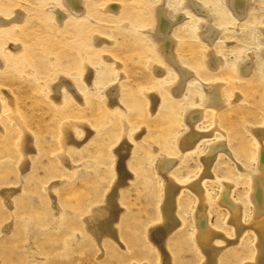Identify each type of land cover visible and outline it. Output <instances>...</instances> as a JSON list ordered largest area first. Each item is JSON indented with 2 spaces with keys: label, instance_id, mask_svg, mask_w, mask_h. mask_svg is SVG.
<instances>
[{
  "label": "rangeland",
  "instance_id": "obj_1",
  "mask_svg": "<svg viewBox=\"0 0 264 264\" xmlns=\"http://www.w3.org/2000/svg\"><path fill=\"white\" fill-rule=\"evenodd\" d=\"M50 1L0 0L1 18L9 19L17 8L24 14L18 23L0 28V264H205L194 238L198 196L189 188L197 178L209 219L225 234L232 235L234 229L225 223L226 211L217 209L215 197L227 184L229 195L242 204L244 222L237 241L219 249L216 264L253 259L257 233L247 223L252 175L261 176L258 145L264 146V136L259 142L252 132L264 131V61L259 54L264 0H250L246 19L240 21L225 0H201L213 9V22L221 29L211 48L196 32L198 18L184 0H165L173 17L177 11L185 13L174 24L175 51L197 75L188 78L178 97L166 90L173 70L158 76L151 68L161 63L148 33L157 0H84V16L76 21L68 17L58 25ZM108 3H116L117 12L105 11ZM93 33L112 38V47L93 41ZM207 49L221 58L213 73L204 62ZM104 51L121 62L120 68L103 57ZM250 59L253 75L239 74V64ZM87 62L90 79L84 80ZM57 71L68 91L62 90L60 102L49 97ZM103 72L108 83L100 81ZM212 80L221 86L226 105L213 134L235 152L242 168L220 150L210 173L201 176L198 151L213 135L201 136L190 150L178 148L176 138L187 126L184 111L192 106L201 112L197 132L212 128L214 112L205 100ZM113 83L120 98L110 105L105 88ZM76 85L83 101L75 98L81 95ZM81 124L90 129L84 140ZM123 136L126 149L119 147ZM75 137L81 143L75 145ZM26 138L33 148L25 152ZM165 156L173 161L170 174L179 185L174 198L179 223L171 232L159 227L165 179L158 165ZM115 185L118 201L107 203L101 213L122 207L117 234L103 230L94 235L85 218L97 213Z\"/></svg>",
  "mask_w": 264,
  "mask_h": 264
},
{
  "label": "bare ground",
  "instance_id": "obj_2",
  "mask_svg": "<svg viewBox=\"0 0 264 264\" xmlns=\"http://www.w3.org/2000/svg\"><path fill=\"white\" fill-rule=\"evenodd\" d=\"M225 1L229 9V12L233 15V17L236 18L237 21L246 19L245 17L247 13L249 12L250 0H225ZM183 4L188 10H190L198 18L200 29L196 32L198 33L200 39L203 38V41L206 42L207 47L211 48L213 46V41L217 38L218 34L221 32V29L218 28L213 22V19L215 18L213 9H211L209 5L205 4L201 0H184ZM50 6H51L50 9L52 12V19L54 23L57 25L61 24L63 20L67 19L68 17H75V21H76L77 18H80L83 14H85L84 0H51ZM153 8L155 9L153 11V17L150 23V28L148 30V33L154 41L155 47L161 59V63L158 65L152 64L151 68H152L153 73L158 76H162L165 70H168L170 68L171 70H173V72H171V70H169V72L173 73L174 79L172 80L170 79L171 82H169L168 85L166 86V90L170 94H173L174 97H178L180 96V94H182L183 89L186 86L188 78L190 76H195L197 78L196 72L194 70H191L189 67H187V65L184 64L180 60V58L176 55V51H175V48L177 46L176 45L177 38L174 34L175 33L174 24L175 22L178 23L179 21H181L185 13L182 11L181 12L177 11L175 16L173 17L172 14H169V7L166 6L165 0H157L156 6ZM103 9H105V11H111L115 13L117 12L118 5L116 3H108L103 7ZM22 12L23 11L17 8L13 10L12 14L10 15L11 17L9 19H4L3 17L2 18L0 17V28L8 26L14 22L18 23L16 21L21 20L23 18L22 16L24 14ZM194 15H191V17H194ZM260 26H261V31H262L261 34L263 35L262 38L264 40V25L261 24ZM91 39H93V41L97 43H100L101 41H105V42H109L110 45L112 44V41H111L112 38H108L107 36L101 35V34L93 33ZM9 46L12 48V50L15 51L16 46L14 44H10ZM103 46H107V45H103ZM259 54L263 58V61H264V45L262 49L259 51ZM252 56L254 55L252 54V52H250V57L252 58ZM103 57L113 61L114 66L117 69L120 68L121 62H117L114 56L112 57V55H110L109 53L106 54V51H104ZM252 61L253 60L250 59L248 63L244 62V63L239 64V66L237 67L239 74L249 75V76L251 74L253 75L254 69L252 67V64H253ZM204 62L206 64V67L209 68L208 70L210 72L212 71L213 73L216 71L218 67H220L219 65L221 64V58L216 56L212 52L211 49L209 50L207 49ZM0 63H1V58H0ZM89 67H91L89 63L84 65V70H85L83 73L84 80L90 79L89 71H87V69L88 70L90 69ZM77 68L75 65V69ZM61 70L62 72L60 73L68 77L66 81L70 83L71 87H73L72 85L73 82L71 81V78L65 72H63V69ZM59 71L53 74L51 81L49 83V91H51L50 92L51 95H49V97L53 100H56V102H60L63 100L62 90L67 91L65 85L61 84L62 80L60 79V75L57 76L58 74H60L58 73ZM102 74H103L102 79L100 75V81L108 83L107 79L105 78L107 74H105V72H103ZM75 87L77 90L76 92L81 94L80 96H77L78 94L76 93L77 95L75 96V98L77 97L78 101L79 100L83 101V92L81 88L77 87V85ZM206 87H207L206 97H205L206 98L205 100H207L206 105L212 110V112H214L212 113V115H214V119L211 120V122L213 123L212 128H210V130L208 131L205 130L202 132H199V131L197 132V129L201 130V126L196 125L197 121H199L200 119V117L198 116H200L201 112H200V108H195L194 106H192L188 110L185 109L184 116H185V119L187 120V126L185 127V129H183L182 134L178 138H176L178 148H180L181 150L182 149L190 150L191 148H193V146L195 145V143L201 136H204L207 139V138H210L211 135H213L207 141V143L204 141V145H200L201 148L198 151L200 154V160L202 162L201 176L202 175L205 176L210 173L209 167L213 159L215 158V156L218 155V152L220 150H225L228 156L232 157L231 160L238 167L242 168V164L236 158L235 152L231 150L229 145H228V149H229L228 150L225 143L222 142V140H219L220 137H218L217 135L214 136L213 134V132L217 130V126H218L216 125L217 116L219 112L223 110V107L226 106L223 103L224 93L221 91V86L219 85V83H216L215 80H212L211 83ZM105 91H106L105 93L106 98L109 99L110 105L114 104V102L116 101V98H120L119 89H117L114 83L108 84V86H106L105 88ZM153 98H155V96ZM81 125L83 126L84 131L86 132L85 136L84 137L82 136L83 138H81L82 140H84L88 136L90 129L87 125H83V124ZM220 132H223V131H220ZM252 132H254L256 138L260 142L261 137L264 136V131L261 132V134H259L258 133L259 131L257 130L252 131ZM77 138L75 137L74 139L75 145L78 144V142L81 143L80 139L77 140ZM123 138L119 144V147L126 149V147L124 146L126 145V138L124 139ZM24 143H25V152H26V150L32 147V143H29L28 138L25 139ZM263 147H264L263 145H260V146L258 145L259 152L257 155V167L260 169L261 176L259 175V176L253 177L252 175L251 190L249 191L251 192L250 197H249L250 198L249 207L251 206L250 207L251 212H250V219L248 220V223H247V225L253 228L257 233L256 235V248L257 249H256L255 257L253 259L244 261L243 264H264V188H263V177H262V174H264V150H263L264 148ZM125 166L127 168V171L130 172L127 165ZM172 167H173V161L172 159H169L168 156L163 157V160H161L158 165V170H159L158 172L161 175H163V178L165 179V182H164L165 185L163 184L165 186V194H164V198L162 199L163 201L161 203V206H160V214L162 218V224L160 223L161 225H159V227L161 228L160 231L164 229V230H169V232H171L174 228V224L179 223V218L175 214L176 206L174 205V198H175V194L177 193L179 189V185L178 183L175 182L173 175L170 174V170ZM21 168L22 170L24 169L23 166H21ZM255 174H256V171H255ZM120 180L122 179L118 177L117 181H120ZM198 182L199 180L197 178L196 183H192V182H190L191 184L189 183V188L193 189L194 192L197 194L198 202H199V205H197L195 213H194V226H195L194 238L196 239L197 243L201 246V250L205 256L204 258L205 264H216L219 249L221 247H225L227 244H232L237 241L239 232L242 229L241 225L244 222L243 221V210L239 206V204L240 205L242 204L239 203V201H237L232 195H229L230 187L227 184H224L225 188L223 187L218 193V195L215 197L214 202L216 205L219 206V207L217 206V209H222L226 211L227 216L225 218V223L230 224L234 229V232L232 235L225 234L222 230H220V228L217 227V223L215 222V219H213V223L209 219L208 212L205 210L206 205H205L204 196L202 193V186H201L202 184H199ZM116 187L117 186L115 185V187H113L112 190L108 193L106 203L103 206L101 205L98 207L97 213L92 214L89 217L85 218V220L87 221V227L92 229L94 235H97V234L101 235L103 230L104 231L107 230V234L110 236H114V234H117V233H114L115 226H116L115 223L117 221L119 213L121 212L122 207L119 205L120 207L119 209L117 205H114L106 213H103V214L101 213L102 209L106 206L107 203H108L107 205H110L118 201L117 200L118 191ZM98 215L101 216V219L98 218L97 219L98 221H97L96 216ZM91 223L93 227H91ZM157 232L158 231H155L156 234H158ZM163 233H159V234H163ZM164 236L166 237V235ZM158 237L159 235H155V237L153 238V236L151 235V238H153L154 240L157 239Z\"/></svg>",
  "mask_w": 264,
  "mask_h": 264
}]
</instances>
